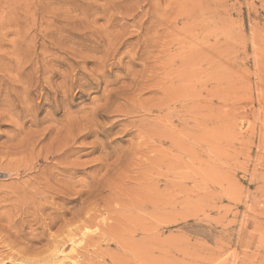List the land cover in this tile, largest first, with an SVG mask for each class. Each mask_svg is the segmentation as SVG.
Returning a JSON list of instances; mask_svg holds the SVG:
<instances>
[{
  "label": "rangeland",
  "instance_id": "374dc122",
  "mask_svg": "<svg viewBox=\"0 0 264 264\" xmlns=\"http://www.w3.org/2000/svg\"><path fill=\"white\" fill-rule=\"evenodd\" d=\"M57 247L264 264V0H0V264Z\"/></svg>",
  "mask_w": 264,
  "mask_h": 264
},
{
  "label": "bare ground",
  "instance_id": "6f19581e",
  "mask_svg": "<svg viewBox=\"0 0 264 264\" xmlns=\"http://www.w3.org/2000/svg\"><path fill=\"white\" fill-rule=\"evenodd\" d=\"M194 1H195V0H194ZM203 1H204V0H203ZM203 1L201 0V2H203ZM208 1H209V0H208ZM191 3H193V2H191ZM196 3H197V2H196ZM206 3H207V2H206ZM199 4H200V3H199ZM201 5H202V4H201ZM197 6H198V5H197ZM199 6H200V5H199ZM208 6H209V5H208ZM205 7H206V4H205ZM197 8H198V7H197ZM202 9H204V8L202 7ZM206 9H207V8H206ZM210 9H211V8H210ZM204 10H205V9H204ZM196 11H198V10H196ZM183 12H184V11H183ZM194 12H195V11H194ZM206 12L208 13L209 11H206ZM184 13H186V12H184ZM194 15H195V14H194ZM203 15H204V14H203ZM207 15H208V14H207ZM210 16H211V15H210ZM193 19H195V18H193ZM193 19H192V20H193ZM208 19H210V18H208ZM214 19H215V18H214ZM192 20H191V21H192ZM201 20L203 21V19H201ZM202 21H201V22H202ZM210 21L212 22V21H215V20L211 19ZM187 23H188V21H187ZM187 23H186V24H187ZM200 24H201V23H200ZM205 25H206V24H205ZM205 25H204V26H205ZM211 25H212V24H211ZM201 28H203V26H202ZM209 29H210V28H209ZM209 29H208V30H209ZM213 29H214V28H213ZM203 30H204V29H203ZM206 34H207V33H206ZM210 37H211V35H210ZM206 39H208V38H206ZM206 39H205V40H206ZM203 41H204V40H203ZM207 43H208V42H207ZM212 46H213V45H212ZM208 48H209V47H208ZM213 51H214V50H213ZM208 52H209V51H208ZM209 54H210V53H209ZM200 55H202V53H200ZM213 55H214V54H213ZM210 57H212V55H210ZM201 58H203V57H201ZM204 58H205V60L203 59V61L205 62L206 59H207V57L204 56ZM210 59H211V58H210ZM195 60H196V58H195ZM196 61H197V60H196ZM196 61H195V62H196ZM208 61H211V60L208 59ZM206 63H207V62H206ZM194 64H195V63H194ZM196 64H198V63H196ZM196 64H195V65H196ZM164 66H165V65H164ZM181 66H182V65H181ZM211 66H212V65H211ZM161 67H162V66H161ZM164 70H165V69H164ZM195 74H196V73H195ZM184 78H185V77H184ZM181 79H182V82L185 81V79L183 80V77H182ZM195 82H197V81H195ZM195 82H194V83H195ZM172 83H173V82H172ZM180 84H181V82H180ZM173 86H174V85H173ZM181 91H182V90H181ZM179 93H180V92H179ZM190 100H191V99H190ZM171 104H172V103H171ZM187 104H188V103H187ZM174 105H175V104H174ZM163 109H164V108H163ZM197 110H198V109H197ZM197 112H198V111H197ZM189 113H190V112H189ZM165 129H166V128H165ZM161 130H162V129H161ZM66 134H67V132H66ZM160 134H161V133H160ZM166 135H167V134H166ZM166 135H164L165 138H167ZM168 135H169V134H168ZM86 136H88V135H86ZM158 136H160V135H158ZM62 137H63V136H62ZM73 137H74V136H73ZM73 137H70V138L72 139ZM164 137H162V138L164 139ZM168 137H169V136H168ZM56 139H57V138H56ZM62 139H63V138H62ZM163 139H162V140H163ZM69 140H70V139H69ZM73 140H74V139H73ZM158 140H159V139H158ZM169 140H170V139H169ZM167 141H168V140H167ZM53 142H54V141H53ZM171 142H172V141H171ZM53 144H54V143H53ZM65 144H66V143H65ZM161 145H162V144H161ZM65 147H66V146L63 145V146H62L61 148H59L58 150H57V149H56V150H53V151H51L50 153H51L53 156H54V155H57V154H59V153H61V152L64 153V152H66V151H65ZM69 147H70V146H69ZM50 149H51V148H50ZM74 153H75V151H74ZM59 157H60V156H59ZM67 161H68V160H67ZM73 168H74V167H73ZM66 170H67V169H66ZM63 171H65V170H63ZM72 238H73V237H72ZM68 239H69V238H68ZM68 239H67V240H68ZM73 240H74V239H73ZM69 241H70V240H69ZM61 243H62V242H61ZM63 243H64V242H63ZM57 244H58V243H57ZM59 244H60V243H59ZM64 244H65V243H64ZM60 245H61V244H60ZM65 245H66V244H65ZM54 247H56V246H54ZM60 247H61V246H60ZM57 248H58V247H57ZM125 248H126V247H125ZM127 248H129V247L127 246ZM127 248H126V249H127ZM127 250H128V249H127ZM62 251H63V249H62ZM62 251H61V248H60V249L58 248V250L55 251L56 253H55V255L52 257V259H53L52 261H54L53 264H60V263H61V261L56 262V260L60 257L59 255L62 254ZM60 260H61V259H60ZM62 264H63V263H62Z\"/></svg>",
  "mask_w": 264,
  "mask_h": 264
}]
</instances>
